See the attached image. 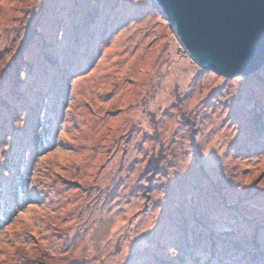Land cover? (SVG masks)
Segmentation results:
<instances>
[{
  "label": "rangeland",
  "instance_id": "obj_1",
  "mask_svg": "<svg viewBox=\"0 0 264 264\" xmlns=\"http://www.w3.org/2000/svg\"><path fill=\"white\" fill-rule=\"evenodd\" d=\"M163 15L0 0V264H252L254 235L264 250V136L248 131L264 67L205 71ZM15 159L30 194L7 202Z\"/></svg>",
  "mask_w": 264,
  "mask_h": 264
},
{
  "label": "water",
  "instance_id": "obj_2",
  "mask_svg": "<svg viewBox=\"0 0 264 264\" xmlns=\"http://www.w3.org/2000/svg\"><path fill=\"white\" fill-rule=\"evenodd\" d=\"M184 53L205 71L234 78L264 67V0H152Z\"/></svg>",
  "mask_w": 264,
  "mask_h": 264
},
{
  "label": "trees",
  "instance_id": "obj_3",
  "mask_svg": "<svg viewBox=\"0 0 264 264\" xmlns=\"http://www.w3.org/2000/svg\"><path fill=\"white\" fill-rule=\"evenodd\" d=\"M89 16H90V18H93L92 15H89ZM251 121H252V123H251V126H249V130L248 131H251V133H250L251 137L250 138H251L252 141H255V143H256L257 141H260L263 138V136H264V112L263 111L256 112V110H255V116H253ZM37 124H41V122H37ZM34 128H35V130L32 132L33 138L35 140L34 149H35V151L44 150V148H45L44 146L47 143H46V139H45V141H43V138L46 137V134L41 135L40 132L37 130V128H38L37 125H35ZM41 131H43V133H45V130H41ZM250 138H248V139H250ZM256 145H258V144H256ZM258 146L260 147V144ZM262 149H264V146H263ZM17 155L20 156L19 154H17ZM18 161H19L18 159H15V162L14 161L13 162H9V164L6 167V175L7 174H13V177L11 178L10 184L7 185V186L10 187V188L12 186L15 187V188H13L11 190L9 189V191H8L9 193H8V197H7L8 199L4 200V201H7V202H14L16 198L18 200H20V198H22V197L28 198L29 197L28 195L30 194V192L28 190V187H27V181L25 179V175L23 176V174L21 172V167H23L24 164H21ZM154 161H155L156 164H158V162L156 160H154ZM11 213L12 212H10V214ZM8 216L9 215L6 214L4 216V218H7ZM0 225H1V222H0ZM185 237H186V235H185ZM252 238H253L252 242H250V239L249 240L247 239L246 243L245 242L243 243V246H247L248 242H249V245L251 243V245L255 247L256 251L254 250L251 253L252 254L251 263L252 264H258V263H260L261 260H264V250L262 252H258V249H259V247L261 245L260 242L259 243L257 242V241H259L258 235H254ZM235 242H236L235 245L238 246L237 248H241L240 247L241 244H239L237 241H234V243ZM187 244H188V242H187ZM212 245H213V249H214L217 246V243L214 241L212 243ZM224 245L226 247H230L231 246V249H233V248L235 249V247L233 246L234 244L231 241H230V245H228L227 243H225ZM212 253L214 255L215 251L213 250ZM193 262H195L196 264H200V260L199 259H193ZM207 264H215V262L214 261H212V262L208 261ZM218 264H224V263L222 261H220V263H218Z\"/></svg>",
  "mask_w": 264,
  "mask_h": 264
}]
</instances>
